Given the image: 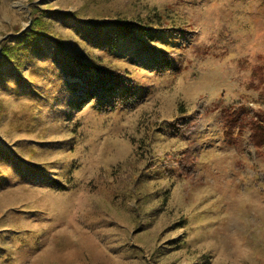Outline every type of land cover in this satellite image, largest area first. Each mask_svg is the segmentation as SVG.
Listing matches in <instances>:
<instances>
[{
    "label": "rangeland",
    "instance_id": "obj_1",
    "mask_svg": "<svg viewBox=\"0 0 264 264\" xmlns=\"http://www.w3.org/2000/svg\"><path fill=\"white\" fill-rule=\"evenodd\" d=\"M32 6L61 14L44 19L62 46L36 61L45 73L1 69L0 264H264V144L249 122L264 127V0H0V47ZM152 10L178 30L133 33L113 54L75 27ZM76 51L110 62L134 99L102 105L90 71L60 61Z\"/></svg>",
    "mask_w": 264,
    "mask_h": 264
},
{
    "label": "trees",
    "instance_id": "obj_2",
    "mask_svg": "<svg viewBox=\"0 0 264 264\" xmlns=\"http://www.w3.org/2000/svg\"><path fill=\"white\" fill-rule=\"evenodd\" d=\"M50 17H60L61 14L59 12L53 11L48 12L45 10H41L36 6H32V15L30 20L29 27L16 35L11 44L8 41L2 43L0 47V78L2 79L4 73L2 72V67H6L11 65L15 71L19 70L20 67L28 62L31 64L30 71L33 73H45L48 71V64L39 68L36 65L37 60L46 59L47 53H45V48H50L51 45L62 46L60 39H57L54 35L49 32V27L44 19V16ZM72 15L74 19H76L77 13L66 14V16ZM133 20L126 19V17H118L115 16L112 20L102 21L98 20L95 22H78L75 24L76 30L81 31L82 41L89 45H100L105 48L109 54H113L118 52L119 48L117 46V42L124 41L129 35L133 33L137 34V37L145 36V34L151 35V37H155L161 31H164L163 28L172 23L173 20H170L169 16L164 14H159L157 11L152 10L148 12L146 15L141 16L140 14H136L133 16ZM169 21V23H167ZM174 24L171 25V31L178 30V24L173 21ZM126 41V40H125ZM95 47V46H93ZM79 53L72 52L69 54H62L60 56V61L65 64H70L72 60L75 63H78V68H71V72L76 74V71L79 72L78 75H86V71H90V75H86L88 79V83H92V79L94 78L95 84L97 87L102 89L103 100L102 105L105 104L107 108H113L115 105H124L123 100H119L115 98V92L122 91L123 94H126L128 99H134L135 92L131 81L128 80L124 74L120 71L115 70L112 67L110 62H100L99 57L92 55L87 56L86 60H79L76 62V55ZM82 53V52H81ZM91 55V54H90ZM86 56V54H85ZM72 65V64H70ZM54 70L50 71V77L55 81L59 82L62 92H70L71 89L66 90L68 86V82L64 81L61 78H54ZM57 74L58 71L55 70ZM59 76V74H58ZM41 93L47 94L45 88L40 90ZM107 93H111L110 99H107L105 95ZM56 100V99H54ZM68 109L70 107L68 106ZM197 114L192 113L191 119L192 121L186 124L177 123L178 132L187 133L192 123L197 119ZM238 119H235V124L238 122ZM251 125V139L254 146H260L264 144V127H260L259 125H255L252 119L249 120ZM180 125V126H179ZM195 155L189 151L183 152V157L181 158L182 162V170L186 172V174H190L192 170H187L186 166L191 165L194 161ZM10 159V157H8ZM32 167V166H30ZM28 169L29 165H28ZM32 173H35L31 171ZM1 174V171H0ZM36 174V173H35ZM39 177V176H37Z\"/></svg>",
    "mask_w": 264,
    "mask_h": 264
}]
</instances>
